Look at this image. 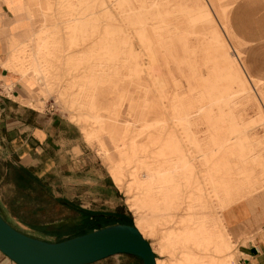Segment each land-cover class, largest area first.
I'll return each mask as SVG.
<instances>
[{
    "label": "rangeland",
    "instance_id": "374dc122",
    "mask_svg": "<svg viewBox=\"0 0 264 264\" xmlns=\"http://www.w3.org/2000/svg\"><path fill=\"white\" fill-rule=\"evenodd\" d=\"M238 2L0 0L10 50L43 79L33 105L78 133L64 170L78 184L58 186L75 206L64 215L72 233L99 227L92 213H110L140 229L158 264L235 259L226 212L251 195L245 202L264 201L254 194L264 185V22L244 20V3L233 36L227 19ZM91 264L143 260L119 253Z\"/></svg>",
    "mask_w": 264,
    "mask_h": 264
},
{
    "label": "crops",
    "instance_id": "0c3cea01",
    "mask_svg": "<svg viewBox=\"0 0 264 264\" xmlns=\"http://www.w3.org/2000/svg\"><path fill=\"white\" fill-rule=\"evenodd\" d=\"M242 1L228 14L227 30L233 36L239 30L234 20L238 17V8L242 11L246 8L244 3L249 4L243 14L244 20L259 14V20L264 22V4L254 5L264 0ZM17 30L15 33L19 38L24 36L25 30ZM10 46H15L11 37L0 31V82L4 78L6 83L14 85V89L21 87L19 95H11L14 99L0 93V212L16 229L32 237L47 241L69 239L78 234L71 232L72 221L64 217L73 206L60 199L62 194L58 186L78 184L73 181L74 174L64 172L72 169L70 158L72 150L79 145L78 133L61 116L33 105L39 101L35 95V89L39 88L31 80H23L17 68L8 67V59H12L15 51V48L11 51ZM231 49L237 53V62H240V52L232 45ZM262 52L264 55V49ZM261 65L264 75V60ZM101 149L107 151L104 145ZM256 193L264 197V185L256 189ZM250 197L226 212L231 237L238 248L235 259L226 264H264V201L255 206V203L245 202L251 201ZM0 264L18 263L0 250Z\"/></svg>",
    "mask_w": 264,
    "mask_h": 264
},
{
    "label": "water",
    "instance_id": "95a60500",
    "mask_svg": "<svg viewBox=\"0 0 264 264\" xmlns=\"http://www.w3.org/2000/svg\"><path fill=\"white\" fill-rule=\"evenodd\" d=\"M0 250L18 264H91L119 253L156 264L149 241L135 225L120 222L62 241H47L16 229L0 212Z\"/></svg>",
    "mask_w": 264,
    "mask_h": 264
},
{
    "label": "bare ground",
    "instance_id": "6f19581e",
    "mask_svg": "<svg viewBox=\"0 0 264 264\" xmlns=\"http://www.w3.org/2000/svg\"><path fill=\"white\" fill-rule=\"evenodd\" d=\"M32 26V22H30V24H29V27H31ZM19 28V27H18ZM26 28V27H25ZM23 30H26V29H23ZM23 32V31H22ZM24 34V33H23ZM22 34V35H23ZM20 46V45H19ZM16 52H17V50H15ZM14 51V56H15V58L14 59H8V61H10V63L11 64H14L15 65V67L18 69L16 72L19 74V76L21 77V78H24L23 80H26V81H28V80H31L32 82H35L36 84H41L42 85V83H43V79L40 77V76H37V77H35L36 75H38V72H36V70H34V74H33V76L34 77H32L31 76V72H29V68L28 67H26V64H24V61L22 60V58L20 59V56H19V53H16ZM10 58V57H9ZM34 78L36 79V80H34ZM2 85L8 90V92H9V94L10 95H12V91L14 90V85L12 84V83H6V81L4 80V78H3V82H2ZM28 85V84H27ZM29 86H30V84H29ZM0 90H1V88H0ZM10 95H8V96H10ZM103 149V148H102ZM107 150V149H106ZM136 226V225H135ZM136 228L139 230V232L142 234V232L140 231V229L136 226ZM143 235V234H142ZM143 237H144V235H143ZM145 238V237H144ZM146 239V238H145ZM147 240V239H146ZM150 246H151V244H150ZM152 247V246H151ZM152 250H153V252L155 253V251H154V249L152 248ZM156 264H158V262H157V256H156Z\"/></svg>",
    "mask_w": 264,
    "mask_h": 264
},
{
    "label": "trees",
    "instance_id": "16d2710c",
    "mask_svg": "<svg viewBox=\"0 0 264 264\" xmlns=\"http://www.w3.org/2000/svg\"><path fill=\"white\" fill-rule=\"evenodd\" d=\"M63 202L65 204H69V205L75 207L73 204H71L67 201H63ZM79 210H81V209H79ZM98 219L101 221H98ZM87 221H88V223H94V224L98 225L99 227H94L92 229H87V230L85 229L82 231V233L76 234L75 236L90 232V231L94 230L95 228H100L102 226L112 224V223H117V222L133 225V223L131 221H129V219L125 218L124 216H122V215L119 216V215L110 214V213H95V214L92 213L90 215V218ZM100 224H102V225H100Z\"/></svg>",
    "mask_w": 264,
    "mask_h": 264
}]
</instances>
